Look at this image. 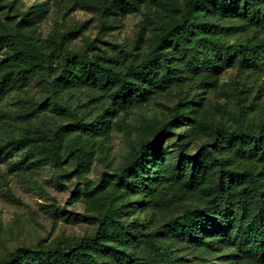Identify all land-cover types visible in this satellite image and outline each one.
Here are the masks:
<instances>
[{
    "label": "trees",
    "instance_id": "trees-1",
    "mask_svg": "<svg viewBox=\"0 0 264 264\" xmlns=\"http://www.w3.org/2000/svg\"><path fill=\"white\" fill-rule=\"evenodd\" d=\"M52 1L39 0L38 6L21 12L14 31L0 32V115L18 85L32 87L36 79L47 77L60 91L90 89L106 95L107 109L79 127L94 135L111 129L114 119L125 124L134 111L187 78L197 77L204 87L216 88L232 67L264 73V38L232 41L244 28L264 32V0H101L93 13L102 34L119 29L151 2L168 13L169 19L159 26L151 27L148 21L140 25L125 67L102 50L99 37L80 47L91 21L56 31L45 46L40 44L27 30L47 20ZM5 7L0 0V9ZM236 98L240 122L212 127V139L194 154L188 142H165L190 120L184 110L191 102L179 103L184 108H178L173 120L160 123L116 175L117 185L135 194L152 193L168 178L193 190L207 186L205 204L186 208L164 228L143 231L134 226L138 222H123L120 208L102 196L108 203L98 215L80 218L98 222L93 234L68 245L17 248L0 264H101L100 255L113 264H182L174 244L198 255L228 252L226 264H264V122L249 117L255 106L247 104L243 91L238 90ZM68 132L59 127L53 140L12 136L0 146V163H9L14 172L37 169L49 160L61 164ZM81 142L74 149L79 161L87 152Z\"/></svg>",
    "mask_w": 264,
    "mask_h": 264
},
{
    "label": "rangeland",
    "instance_id": "rangeland-1",
    "mask_svg": "<svg viewBox=\"0 0 264 264\" xmlns=\"http://www.w3.org/2000/svg\"><path fill=\"white\" fill-rule=\"evenodd\" d=\"M12 3L13 7L9 5ZM3 4L6 7L0 9V32L14 31L21 12L40 2L3 0ZM100 5L101 0H54L50 3L47 20L27 32L45 46L56 31L91 21L89 31L79 42L80 47L87 48L99 37L102 42L97 44L102 50L120 67H125L132 58L128 54L133 49L140 25L148 21L151 27H156L169 19L165 9L151 2L142 12L125 19L119 29L102 34L93 13ZM222 22L240 24L237 20ZM251 38H264V32L244 28L232 37V41ZM238 90L243 91L247 104L255 106L249 117L257 123L264 122V73L232 67L216 88L204 87L197 77L187 78L158 95L148 106L134 111L125 124L114 119L111 129L88 135L79 127L107 109L106 95L90 89L60 91L47 77L36 79L32 87L18 85L4 103L5 113L0 115V146L12 136L18 138L24 134L53 140L61 126L70 132L62 142L61 164L49 160L37 169L14 172L9 163H0V261L17 248L33 250L40 244L68 245L85 234H93L98 222L80 218L97 216L102 204L110 199L120 208L123 222H138L134 226L143 231L164 228L186 208L205 204L209 192L207 186L193 190L168 178L152 193L135 194L128 188H120L116 175L142 142L152 138L160 123L176 117L178 108H184L179 103L186 100L191 102L184 110L190 120L165 142L175 145L176 142H188L189 153H196L212 139V127L240 122ZM81 140L87 145V152L79 161L74 156V149L81 147ZM99 197L101 201H97ZM172 249L182 264H226L225 254L228 253L198 255L182 244H174ZM99 262L113 264L104 255L99 256Z\"/></svg>",
    "mask_w": 264,
    "mask_h": 264
}]
</instances>
